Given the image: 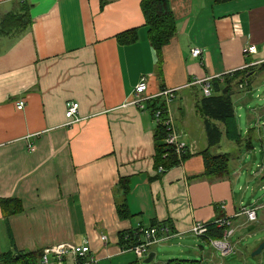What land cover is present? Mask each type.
<instances>
[{
    "label": "crops",
    "instance_id": "0c3cea01",
    "mask_svg": "<svg viewBox=\"0 0 264 264\" xmlns=\"http://www.w3.org/2000/svg\"><path fill=\"white\" fill-rule=\"evenodd\" d=\"M141 1L0 0V256L30 253L38 262L43 249L72 243L89 248L82 264H130L139 259L120 245V234L166 226L171 238L149 250L150 264H264V251L252 256L264 240L258 235L264 202L256 196L264 189V161L253 174L241 169L244 159L232 151L250 152L248 136L241 146L223 138L208 148L195 106L199 87L191 85L210 77L223 83L225 75L261 62L247 68L250 87L239 94L252 89L264 73V0H169L176 31L159 56ZM246 45L257 53L245 57ZM142 79L150 95L176 90L168 107L189 147L183 163L163 173L155 166L152 114L160 102L131 103ZM20 101L24 108L17 110ZM69 103L78 104L73 119L65 116ZM206 149L241 165L224 178L205 177ZM1 200L9 201L4 208ZM122 200L125 219L116 209ZM259 206L253 222L240 214ZM221 219L233 232L226 256L190 233L195 223Z\"/></svg>",
    "mask_w": 264,
    "mask_h": 264
},
{
    "label": "trees",
    "instance_id": "16d2710c",
    "mask_svg": "<svg viewBox=\"0 0 264 264\" xmlns=\"http://www.w3.org/2000/svg\"><path fill=\"white\" fill-rule=\"evenodd\" d=\"M102 4L107 0H101ZM231 0H215L216 3H224ZM141 11L145 19V26L147 28L148 39L150 45L156 52L157 56L161 53V48L167 45L170 39L174 36L176 31V23L172 14L169 0H142L140 3ZM10 24L9 19L4 20L1 24V31L4 32ZM128 36L129 41L135 40V32L124 34ZM122 37V36H121ZM253 70V69H252ZM260 70H264V63L260 65ZM248 70H239L234 73H229L223 78V83H219L216 79L211 81V95L209 97L203 96L200 89H196L194 93L196 101V109L203 120L204 131L207 139L208 148L217 146L224 138L228 142L241 146L243 137L238 128L237 118L234 111L232 95L238 88L239 84L246 83L244 90L250 87L249 80L251 75H248ZM253 76V75H252ZM227 89L223 94V90ZM160 102L159 106L164 104L160 98L155 99ZM156 105H154L155 107ZM158 125V124H157ZM155 166L158 172H164L175 166H179L188 157V152L177 156L174 151H167L164 143L166 136L165 126L158 125L155 131ZM205 174L203 176L208 178H224L230 173V157L228 155H220L213 157L209 150L203 152ZM7 200H1V205L8 203ZM117 213L119 218L125 219L129 217L127 205L124 200L117 204ZM12 213V211H11ZM208 236L210 239H221L222 229L217 228L211 224L207 226ZM119 243L126 250L133 247L139 241L138 233L126 232L120 234ZM36 256V257H35ZM0 263L6 264H36L37 255L30 253H21L16 256L11 254H4L0 256ZM130 264H141L140 261H135ZM167 264H198L195 261L186 260H171Z\"/></svg>",
    "mask_w": 264,
    "mask_h": 264
},
{
    "label": "built area",
    "instance_id": "2783aa9c",
    "mask_svg": "<svg viewBox=\"0 0 264 264\" xmlns=\"http://www.w3.org/2000/svg\"><path fill=\"white\" fill-rule=\"evenodd\" d=\"M257 53V49L254 45H246L242 49V54L245 57H249L251 55H255ZM192 55L194 57L201 56V50L193 49ZM258 63H250L245 66L243 69H247L249 67L255 66ZM217 77H210L204 80L195 81L192 86H198L200 88L201 93L205 97H209L211 95V81ZM246 87V83H241L238 85L240 90H243ZM175 89H167L162 90L156 95H150L147 93V80L142 79L140 83L136 86L133 99L131 103L140 104L143 101H150L161 98L163 100V105L155 107L152 114L154 121L158 125L165 126L166 136L164 139L165 147L167 151H174L177 156H181L183 153L189 152V147L187 144L180 138L178 132L175 129L173 119L170 114V110L168 105L175 98ZM24 108V102L20 101L16 104L17 110H22ZM78 111V104L69 103L66 108L65 116L68 119H73L76 117ZM262 207H253L248 209H243L240 214L244 215L247 220L253 222L257 218L256 212ZM215 225L217 228L222 229V238L221 239H210L208 236V228L209 225ZM230 223L227 219H221L212 223L203 224V223H195L191 229L190 233L196 237H202L209 240L210 245L219 251L222 256H226L233 252V248L229 243L228 239L232 235V230L230 229ZM134 233H138L142 238L139 239L138 243L133 247L128 248V251H131L135 254V256L142 260L149 253V250L155 246L159 245L171 238V234L169 229L165 227H147V228H139ZM101 240H105V237H101ZM89 248L87 246H78L72 243H62L55 246H51L43 249L41 252V256L39 261L36 264H64V258L67 256H73L78 258L80 262L76 264H82V259L88 254Z\"/></svg>",
    "mask_w": 264,
    "mask_h": 264
},
{
    "label": "rangeland",
    "instance_id": "374dc122",
    "mask_svg": "<svg viewBox=\"0 0 264 264\" xmlns=\"http://www.w3.org/2000/svg\"><path fill=\"white\" fill-rule=\"evenodd\" d=\"M254 82L256 83H254L255 85H253L252 89L243 95L239 93L245 92V88L243 90L237 88L235 95L238 94V96L233 99L235 115L242 130L241 135L245 140L247 136L250 138L249 140L252 141L253 149H251L250 152H247L244 151L245 148H240V151H232V153L237 154L238 159H244V164L241 166V169L250 167L253 170L252 174L255 170H257L256 165L259 163L261 164L264 161V143H261L259 140L260 135L264 137V115L260 114L264 109V73L256 78L254 77ZM262 144L263 148L261 149ZM235 165H241V163L230 162V167H234ZM245 172H250V169ZM244 182L245 180L242 179L238 186H243ZM238 186L236 187V190L240 196L244 193V191L238 190ZM251 189L252 186H250V190ZM256 196H258V199H263L264 202V189L257 191ZM251 197V194H249L247 199ZM261 234L264 235V230L258 233V235ZM168 247L169 246L166 248ZM172 247L174 246H171V248ZM157 253H161V249L157 248ZM250 261L252 260L250 259Z\"/></svg>",
    "mask_w": 264,
    "mask_h": 264
},
{
    "label": "water",
    "instance_id": "95a60500",
    "mask_svg": "<svg viewBox=\"0 0 264 264\" xmlns=\"http://www.w3.org/2000/svg\"><path fill=\"white\" fill-rule=\"evenodd\" d=\"M227 89L225 88L223 90V94H225ZM264 251V240L258 245V247L255 249V251L252 253V256H258ZM154 253L148 254L147 258L143 260V264H149L152 262L154 258Z\"/></svg>",
    "mask_w": 264,
    "mask_h": 264
},
{
    "label": "bare ground",
    "instance_id": "6f19581e",
    "mask_svg": "<svg viewBox=\"0 0 264 264\" xmlns=\"http://www.w3.org/2000/svg\"><path fill=\"white\" fill-rule=\"evenodd\" d=\"M218 78V77H217ZM257 213V212H256Z\"/></svg>",
    "mask_w": 264,
    "mask_h": 264
}]
</instances>
